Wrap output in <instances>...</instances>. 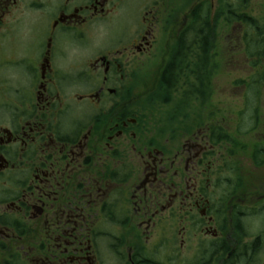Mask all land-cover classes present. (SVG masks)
I'll list each match as a JSON object with an SVG mask.
<instances>
[{"label": "flooded vegetation", "instance_id": "1", "mask_svg": "<svg viewBox=\"0 0 264 264\" xmlns=\"http://www.w3.org/2000/svg\"><path fill=\"white\" fill-rule=\"evenodd\" d=\"M242 11L0 0V264H264V23ZM221 19L229 120L203 117Z\"/></svg>", "mask_w": 264, "mask_h": 264}, {"label": "rangeland", "instance_id": "2", "mask_svg": "<svg viewBox=\"0 0 264 264\" xmlns=\"http://www.w3.org/2000/svg\"><path fill=\"white\" fill-rule=\"evenodd\" d=\"M252 17L257 18L260 22L264 23V0H246L245 7L243 8ZM222 19L216 21V27L214 28V33L216 34V47L215 51L220 55L224 54L225 64L222 60L218 68V75L214 78L212 96L208 104V108L203 113V117L206 118L207 113L215 114L216 117L224 116L226 120L235 113L236 102L233 101L230 96V87L233 82L234 75L230 74L233 71V59L238 53L241 55L242 60H244L243 48L234 50V46L239 45L240 29L237 25L226 26L222 25ZM239 25V24H238ZM224 50V51H223ZM221 70L224 73H221ZM242 71H249V67L246 61L242 63ZM225 91V95L223 94ZM230 116V117H229ZM233 118V117H232ZM232 118L230 120H232ZM230 122V121H229Z\"/></svg>", "mask_w": 264, "mask_h": 264}, {"label": "trees", "instance_id": "3", "mask_svg": "<svg viewBox=\"0 0 264 264\" xmlns=\"http://www.w3.org/2000/svg\"><path fill=\"white\" fill-rule=\"evenodd\" d=\"M241 3H242V7L244 8L245 7L244 0H241ZM240 17H241L242 21L245 22V23H247L249 26H250V23L251 22H254L255 21L252 17L247 16V14L244 11H242ZM201 21H203V20L201 19Z\"/></svg>", "mask_w": 264, "mask_h": 264}]
</instances>
